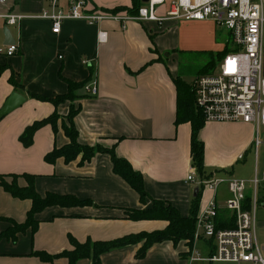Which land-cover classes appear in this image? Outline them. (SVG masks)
I'll list each match as a JSON object with an SVG mask.
<instances>
[{
    "label": "crops",
    "instance_id": "1",
    "mask_svg": "<svg viewBox=\"0 0 264 264\" xmlns=\"http://www.w3.org/2000/svg\"><path fill=\"white\" fill-rule=\"evenodd\" d=\"M90 1L105 9L132 5V0ZM48 3V0H7L0 5L1 11L27 16L11 26L0 19V67L6 68L0 76V110L14 91L26 98L20 107L0 119V175H35L39 195H72L90 203L48 207L36 215L35 231L29 228L15 240L1 238L0 264H68L66 258L50 263L32 253L44 251L53 255L72 249L70 237L81 243L111 241L130 234L162 230L168 222L126 218L127 210L149 208L153 199L171 203L184 217L189 216L197 193L198 215L213 197L217 199L218 214L230 211L225 204L230 196L227 184L220 185L215 192L200 186L198 179L187 181L194 168L192 125L190 122L176 124L178 58L182 51L190 49L182 37V26L214 29L218 25L210 20L167 18L165 7L160 6L157 13L161 21H130L122 28L116 21L91 25L67 20L60 33H53L49 20L36 17ZM7 28L14 40L10 45L18 46L12 56L5 53L9 45L5 44ZM100 31L107 32L106 41H100ZM226 49L228 46L218 52ZM12 75L19 88L10 82ZM90 76V82H96L97 93L86 95L84 89L82 93L86 96L75 103L77 107L80 105L74 118L78 141L113 149L117 156L125 158L143 176L149 194L145 203L130 184L114 173L108 153H97L84 163L81 156L71 162L64 158L54 163L45 161L48 153L70 142L62 128L70 102L55 107L30 94L42 97L65 94L67 80L83 82ZM55 112L61 116L57 130L51 125L42 127L34 135L33 144L25 147L19 138L26 127ZM233 128H242L244 132L239 137L226 138L225 133ZM198 136L205 145L206 176L227 178L233 176L238 162L252 150L254 125L243 121L206 122ZM18 183L27 184L22 177ZM261 194L258 193L256 209V237L264 255V195ZM31 207V200L15 198L0 185V217L4 218H0V234L12 225L5 219L23 223ZM259 208L263 216L260 220ZM142 245L140 242L108 251L101 255V264H215L190 261L194 254L206 258L215 251L213 240L204 237L192 246L186 241L157 243L144 257L138 258ZM77 264H92V260L82 259Z\"/></svg>",
    "mask_w": 264,
    "mask_h": 264
},
{
    "label": "built area",
    "instance_id": "2",
    "mask_svg": "<svg viewBox=\"0 0 264 264\" xmlns=\"http://www.w3.org/2000/svg\"><path fill=\"white\" fill-rule=\"evenodd\" d=\"M168 0H149L136 15L128 11H114L92 5L90 0H48V6L36 17L49 20L52 32L60 33L67 20L85 21L98 25L105 21H116L125 28L130 21H161L157 9ZM170 9L166 17L186 21H213L225 27L231 36L232 49L219 61L214 71L198 75L193 81L196 106L206 122L243 121L254 125L252 148L256 162L260 148L264 146V0H169ZM7 0H0V5ZM27 16L13 11H1L0 19L7 26L17 25ZM100 41L107 40V32H99ZM18 51L16 44L5 47L8 56ZM86 91L95 95L96 82H90ZM243 158V157H242ZM196 168L191 169L188 180L198 179L200 186L217 191L227 184L229 198L225 204L235 215V226L218 228L219 206L213 197L205 210L198 215L194 241L201 238L213 240L215 251L206 258L194 254L190 261L205 260L211 263L264 264L256 237V209L259 204L260 179L256 167L251 196V207L244 208L249 181L233 176L198 177Z\"/></svg>",
    "mask_w": 264,
    "mask_h": 264
},
{
    "label": "trees",
    "instance_id": "3",
    "mask_svg": "<svg viewBox=\"0 0 264 264\" xmlns=\"http://www.w3.org/2000/svg\"><path fill=\"white\" fill-rule=\"evenodd\" d=\"M144 3L141 0H132L131 7L120 6L114 8V11H128L131 15H136L140 7ZM230 50L226 49L223 52H218L216 56L218 60L222 59ZM209 53L213 55L212 51ZM217 62L215 58L207 62L201 69L198 75L206 74L215 69ZM6 68L0 67V76ZM90 76L83 82H72L67 80L68 92L65 94L56 95L54 97H42L36 94H30V96L42 101L51 102L55 107L62 103L70 102V109L68 115L63 119L62 128L70 139V142L61 148H56L52 152L45 156V161L54 163L58 158H64L66 162H71L81 156V163L91 160L97 153H108L111 156L113 162L114 173L123 178L132 188H134L140 195L142 202H146L149 197L148 192L144 186V179L140 172L134 170L132 165L122 157L115 154L113 149L105 148L101 145L89 146L83 145L78 141V130L74 124V118L80 110V105H75L76 101L85 97L89 93H82L85 86L91 81ZM10 82L19 88L18 84L14 80L12 75ZM175 84L178 93V106L176 124L190 122L192 125V137H191V155L192 165L196 168L198 175L201 178L208 177L205 174V145L204 142L199 139V132L206 123L205 118L201 110L196 106L195 93L193 88V82L187 83L181 76L175 79ZM61 116L55 112L51 116L35 121L33 124L26 127L25 131L20 136V142L25 147H30L34 142V135L36 132L46 125H51L57 130L58 121ZM7 177H11L8 180ZM22 177L26 180L25 186H20L18 179ZM35 175L31 174H12V175H0V185L4 190L10 193L13 197L19 199H29L32 201V207L27 214V219L23 223H16L12 220L5 219L12 225L6 231L0 234V239L7 237L8 239L15 240L19 233L27 231L29 228L35 231L38 227V220L36 215L44 209L51 206H63L71 207L78 205H85L90 203L76 198L72 195H58L55 193H48L46 196H41L35 189ZM251 195H246L244 201V208L249 209L251 206ZM199 209V194L194 197L189 216H182L179 210L171 203L161 200H152L151 206L146 209H133L126 211V218L130 220H163L168 222L167 226L162 230H154L152 232H140L138 234H130L121 238L111 241H95L90 240L81 243L70 237V243L73 248L64 250L58 254H48L44 251H35L33 256L38 257L45 262L53 263L54 260L59 258L68 259V264H77L82 259H91L92 264H101L100 257L102 254L111 251L116 248L124 247L131 244H137L143 242L141 249L139 250L137 257L142 258L147 251L157 243L164 241H171L174 244H178L181 241H186L188 245L192 246L194 242V234L196 229V223L198 219ZM1 219H4L0 217ZM218 228H232L235 226V215L230 211L226 213L218 214L217 217Z\"/></svg>",
    "mask_w": 264,
    "mask_h": 264
},
{
    "label": "rangeland",
    "instance_id": "4",
    "mask_svg": "<svg viewBox=\"0 0 264 264\" xmlns=\"http://www.w3.org/2000/svg\"><path fill=\"white\" fill-rule=\"evenodd\" d=\"M163 6L165 7V12H167L170 9V1L168 0ZM162 10L164 11V8H162ZM182 29V37L184 41L190 46V49L188 51H182L180 57L178 58L180 69L179 75L183 80H185V82L190 84L198 76L201 69L205 66V64H207V62L215 58L217 64L219 63L218 57L216 56L218 51L223 50L225 46H228V50L232 49L231 36L225 27L220 26H215L213 29L210 26L185 25L182 26ZM215 49L216 51H213ZM209 51H212L214 56H212ZM261 131L264 135V128H262ZM243 132L244 130L242 128H233L232 130H229L225 133V137H239L243 134ZM227 144H229L227 146H230V141H228ZM256 167L260 179L258 191L262 193V196L264 195V146H261L260 148V154L257 162L255 148L253 147L252 150L245 157H243L240 162H238L237 166L235 167L236 169L233 177L236 179L249 181L247 184V194L252 196L254 195V189L250 181L255 177ZM257 217L258 220L263 217L260 208L258 209ZM258 238L260 241V232ZM215 264L234 263L218 262Z\"/></svg>",
    "mask_w": 264,
    "mask_h": 264
},
{
    "label": "water",
    "instance_id": "5",
    "mask_svg": "<svg viewBox=\"0 0 264 264\" xmlns=\"http://www.w3.org/2000/svg\"><path fill=\"white\" fill-rule=\"evenodd\" d=\"M141 1L143 3H146L149 0H141ZM5 37H6V41H5L6 45H8V44L10 45L11 43L14 42L12 35H11V32L8 28L5 32ZM25 100H26V98L24 95H22L16 91L12 92L11 95L7 98L6 102L4 103L2 109L0 110V119H2L3 117H5L9 113H11L12 111L17 109L18 107H20L25 102Z\"/></svg>",
    "mask_w": 264,
    "mask_h": 264
}]
</instances>
